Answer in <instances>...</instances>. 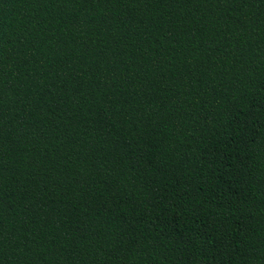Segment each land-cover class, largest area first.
<instances>
[{
    "label": "trees",
    "instance_id": "obj_1",
    "mask_svg": "<svg viewBox=\"0 0 264 264\" xmlns=\"http://www.w3.org/2000/svg\"><path fill=\"white\" fill-rule=\"evenodd\" d=\"M0 264H264V0H0Z\"/></svg>",
    "mask_w": 264,
    "mask_h": 264
}]
</instances>
